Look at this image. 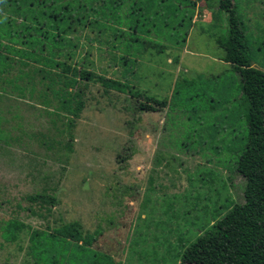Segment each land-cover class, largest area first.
<instances>
[{
    "label": "rangeland",
    "instance_id": "374dc122",
    "mask_svg": "<svg viewBox=\"0 0 264 264\" xmlns=\"http://www.w3.org/2000/svg\"><path fill=\"white\" fill-rule=\"evenodd\" d=\"M217 1L91 0L76 11L84 26L74 58L165 100L155 111L134 109L129 88L73 81L8 43L4 23L0 264H42L29 253L31 231L70 222L94 238L88 251L61 250L64 264H182V249L242 202L232 164L245 140V105L238 74L220 59L216 40L228 24ZM232 3L251 65L264 71V0ZM74 91L79 109L64 103ZM12 222L23 224L13 239Z\"/></svg>",
    "mask_w": 264,
    "mask_h": 264
},
{
    "label": "trees",
    "instance_id": "16d2710c",
    "mask_svg": "<svg viewBox=\"0 0 264 264\" xmlns=\"http://www.w3.org/2000/svg\"><path fill=\"white\" fill-rule=\"evenodd\" d=\"M89 2L91 0H0V13L4 16L0 15V28L7 24L5 39L8 43L23 46L21 49L29 54H38L49 66L60 65L73 81L98 82L104 88L120 92L129 88L133 108L139 111H155L153 104L165 105V100L84 69L82 62L74 58L78 46L76 36L84 26L78 12L82 4ZM217 4L218 9L226 13L228 24L226 35L216 40L223 51L220 59L238 74L240 100L245 105V140L232 164L243 178V199L227 206L219 218L188 243L179 253V262L264 264V71L251 65L244 29L232 0H218ZM13 15H18L19 20ZM140 97L149 103L141 101ZM64 103L67 108L79 109L82 102L78 91L67 92ZM22 225L12 222L7 226L11 239L15 237L13 230ZM93 238L94 234H82L76 222L64 223L49 231L32 230L29 253L43 258L42 264H64L61 258L65 255L61 250L88 251ZM33 259L36 263L37 259Z\"/></svg>",
    "mask_w": 264,
    "mask_h": 264
},
{
    "label": "crops",
    "instance_id": "0c3cea01",
    "mask_svg": "<svg viewBox=\"0 0 264 264\" xmlns=\"http://www.w3.org/2000/svg\"><path fill=\"white\" fill-rule=\"evenodd\" d=\"M95 252V250H93ZM97 252V251H96Z\"/></svg>",
    "mask_w": 264,
    "mask_h": 264
}]
</instances>
